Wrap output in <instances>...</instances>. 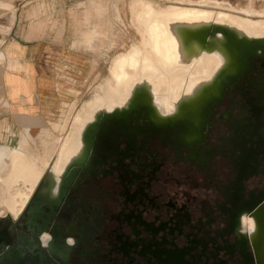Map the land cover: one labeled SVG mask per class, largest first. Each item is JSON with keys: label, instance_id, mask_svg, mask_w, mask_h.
Listing matches in <instances>:
<instances>
[{"label": "flooded vegetation", "instance_id": "flooded-vegetation-1", "mask_svg": "<svg viewBox=\"0 0 264 264\" xmlns=\"http://www.w3.org/2000/svg\"><path fill=\"white\" fill-rule=\"evenodd\" d=\"M241 70L195 101L179 100L186 82L215 69L188 76L168 105L167 84L113 115L126 102L95 104L60 164L53 155L18 210L0 214V264H256L264 59Z\"/></svg>", "mask_w": 264, "mask_h": 264}, {"label": "bare ground", "instance_id": "bare-ground-1", "mask_svg": "<svg viewBox=\"0 0 264 264\" xmlns=\"http://www.w3.org/2000/svg\"><path fill=\"white\" fill-rule=\"evenodd\" d=\"M246 7L243 16L238 9L229 6L215 7L190 2L188 5L159 8L147 0H131L128 25L138 35L137 45L131 43L128 49L119 52L120 54L111 60L103 92L94 95L95 98L83 105L84 113L77 114L71 109L65 120L62 119L63 124L53 126V130L62 126L57 129L62 131L69 120H73L64 150L74 137L80 120L92 112L95 104L111 106L121 100L126 102L106 113L113 115L133 102L147 100L152 89L167 84V93L162 102L168 105L177 86L190 75L204 73L205 65L215 69V75L212 74L209 81L199 78L195 82H186L188 92L179 100L195 101L197 96L194 95L202 92V87L212 84L213 78L214 82H223L224 77L233 74L237 66L236 41L264 42V11ZM194 62L195 64L189 67ZM52 138L55 137L51 136L50 129L44 130L38 137L44 145H48ZM27 139L28 137L22 139L15 148H0V206L12 214L19 208L16 207V197L19 194L12 193L14 186L19 180H23L33 188L46 169V160L48 157L51 159L55 148V143L49 144V147L44 146L42 156L35 157V149L31 146L33 143ZM64 150L57 158V165L60 164ZM259 202L256 201L248 207L252 222L249 240L253 254L259 241V231L252 212Z\"/></svg>", "mask_w": 264, "mask_h": 264}, {"label": "crops", "instance_id": "crops-1", "mask_svg": "<svg viewBox=\"0 0 264 264\" xmlns=\"http://www.w3.org/2000/svg\"><path fill=\"white\" fill-rule=\"evenodd\" d=\"M101 1L0 0V148L39 137L89 74L92 57L77 48L72 13Z\"/></svg>", "mask_w": 264, "mask_h": 264}, {"label": "rangeland", "instance_id": "rangeland-1", "mask_svg": "<svg viewBox=\"0 0 264 264\" xmlns=\"http://www.w3.org/2000/svg\"><path fill=\"white\" fill-rule=\"evenodd\" d=\"M131 0H103L98 2V8H91L85 10L83 7L78 6L74 9L72 17L77 20L72 29L77 32V48L88 51V55L92 57L91 70L84 80L77 83L75 88H72L69 92L66 102L62 105L60 112L56 118L49 124L48 128L51 131V136L55 137L51 139V143H55V148L52 152L53 155H57V158L61 154L62 150L66 146L68 139L67 135L70 131V126L73 120L65 125L66 127L62 131V126L53 130V126L62 123L65 120L66 115L72 111L75 113H84L83 105L87 104L95 98L96 95L103 92L105 87V79L108 74V68L111 60L118 54L128 49V46L133 43L137 45L138 35L129 27L128 22L130 19L129 15V3ZM150 1L154 6L164 8L170 5H188L190 2H196L203 5H213L215 7L229 6L230 8L238 9L239 13L244 16V8L246 6L254 8L256 11H264V0H147ZM102 3V4H100ZM247 4V5H246ZM246 5V6H245ZM119 8V9H118ZM250 15V13H247ZM245 14V15H247ZM74 15V16H73ZM264 15V13H263ZM264 18V16H263ZM95 31L91 39L88 41L86 33L89 31ZM133 31V32H132ZM136 37V38H135ZM136 39V40H135ZM146 50V49H145ZM122 51V52H121ZM148 51V49L146 50ZM120 52V53H119ZM104 86V87H103ZM95 95V96H94ZM91 99V100H90ZM75 100V101H74ZM76 102V103H75ZM65 105V106H64ZM71 107V108H69ZM74 107V108H73ZM69 109V110H67ZM76 114V115H77ZM63 115V116H62ZM72 115V113H71ZM63 119V120H62ZM56 122V123H55ZM63 124V123H62ZM52 126V127H51ZM52 128V129H51ZM53 131V132H52ZM31 146H33L35 157L42 156L44 153V145L39 141L38 137L29 139ZM39 141V142H38ZM61 146V147H60ZM38 147V148H37ZM60 147V148H59ZM58 149V153L56 152ZM52 158V157H51ZM49 157L46 160L49 163ZM56 160V164H57ZM18 188V189H17ZM29 183L19 180L14 186L12 193L17 192L19 195L16 197V207H20L27 197L28 192L31 190ZM0 214L5 213V209L0 206ZM2 209L4 211H2Z\"/></svg>", "mask_w": 264, "mask_h": 264}, {"label": "water", "instance_id": "water-1", "mask_svg": "<svg viewBox=\"0 0 264 264\" xmlns=\"http://www.w3.org/2000/svg\"><path fill=\"white\" fill-rule=\"evenodd\" d=\"M236 46V56L238 58L235 74H237V76L239 73L242 74L241 69L245 68L248 63L264 59V42L246 43L244 41H236ZM254 208L252 214L259 231V241L254 248V256L257 264H264V198L259 204L257 203ZM2 220L3 218L0 217V225ZM7 243L8 238L6 231H0V251L4 250V244ZM2 259L3 257L0 256V260Z\"/></svg>", "mask_w": 264, "mask_h": 264}]
</instances>
